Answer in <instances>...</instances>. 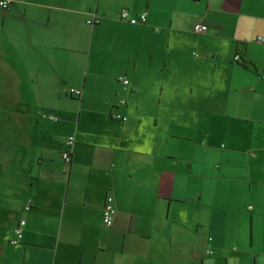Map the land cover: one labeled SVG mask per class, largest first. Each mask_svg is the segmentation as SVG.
<instances>
[{
    "label": "crops",
    "instance_id": "crops-1",
    "mask_svg": "<svg viewBox=\"0 0 264 264\" xmlns=\"http://www.w3.org/2000/svg\"><path fill=\"white\" fill-rule=\"evenodd\" d=\"M11 1L0 264H264V0Z\"/></svg>",
    "mask_w": 264,
    "mask_h": 264
},
{
    "label": "built area",
    "instance_id": "built-area-1",
    "mask_svg": "<svg viewBox=\"0 0 264 264\" xmlns=\"http://www.w3.org/2000/svg\"><path fill=\"white\" fill-rule=\"evenodd\" d=\"M11 0H0V7L3 9H8L11 5ZM121 20L128 22L132 25H139V24H145L148 20V14L147 12H143L138 15H133L129 10H123L121 12ZM99 22V19H90L88 20L89 24H94ZM194 30L198 33H207L210 30V27L205 23H197L194 26ZM259 42L264 43V37H259ZM236 61L240 60V55L236 56ZM120 80L127 86L129 83V80L126 77H120ZM74 94L81 96L82 90L77 89L74 90ZM122 103H125V100H122ZM117 117H121V115H117ZM124 120L127 119V117H123ZM76 142L75 136H71L68 141L69 146H73ZM64 161L69 164L72 161V153L71 151H67L63 154ZM26 209H31V204H28L26 206ZM117 214V209L114 203V198L112 196H108L106 198L104 208H103V222L106 226H111L114 223L115 217ZM26 226V220L22 219L19 224L14 228L15 237L12 239L11 244L12 245H19L21 241L24 238V230ZM211 240V239H210ZM209 253H213L212 251H208Z\"/></svg>",
    "mask_w": 264,
    "mask_h": 264
},
{
    "label": "trees",
    "instance_id": "trees-1",
    "mask_svg": "<svg viewBox=\"0 0 264 264\" xmlns=\"http://www.w3.org/2000/svg\"><path fill=\"white\" fill-rule=\"evenodd\" d=\"M104 225H105V224H104ZM112 225H113V224H112ZM112 225H111V226H112ZM105 226H106V225H105ZM15 246H16V245H15ZM208 251H212V250H208ZM212 252H213L212 254H214V251H212ZM208 254H211V253L208 252Z\"/></svg>",
    "mask_w": 264,
    "mask_h": 264
},
{
    "label": "rangeland",
    "instance_id": "rangeland-1",
    "mask_svg": "<svg viewBox=\"0 0 264 264\" xmlns=\"http://www.w3.org/2000/svg\"><path fill=\"white\" fill-rule=\"evenodd\" d=\"M121 246V243H119V247Z\"/></svg>",
    "mask_w": 264,
    "mask_h": 264
}]
</instances>
